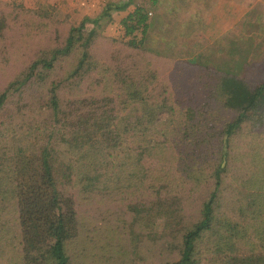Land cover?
<instances>
[{
  "label": "rangeland",
  "instance_id": "obj_1",
  "mask_svg": "<svg viewBox=\"0 0 264 264\" xmlns=\"http://www.w3.org/2000/svg\"><path fill=\"white\" fill-rule=\"evenodd\" d=\"M127 1L129 0H60L53 3L48 0H0L3 8L9 11L20 8L34 9L55 21L54 24L49 23L48 29L41 31L44 38L32 37V44L19 43L25 29L16 27L9 32L8 41L12 45L8 46L12 48H8L10 54L6 59H0V93L7 89L10 82L20 77L18 74L30 63V59L34 58L40 49H45L41 48L42 46L46 49L57 47L52 40L53 35L47 30H51L52 33L58 31L65 39L71 25L78 27L84 23L83 31L90 32L96 26L93 20L102 16L108 4H122ZM143 1L149 10V20L154 24L149 33L150 37L142 46L146 50L131 53L124 51L121 64L134 76L143 75L144 67L157 70L159 75L156 80L149 81L151 85L145 95L170 94L174 106L178 111H182L173 118L179 131L172 139L175 148L172 159L169 156L171 160H161L162 158L159 159L158 153L154 151L150 152L147 160L150 167L159 172L152 177L156 180L162 179L157 177L168 172L173 162V167H178L184 178H180V181L173 180L170 187L167 186V181L155 182L157 189L160 188L159 198L153 189H148L147 179L140 181L143 171L132 175L139 179L138 182L133 180L129 182L131 176L128 175L132 171L121 167L125 165L121 158L115 163L116 169L112 174L105 173L99 178L98 184H101L97 195L84 192L81 186L77 187L79 179L75 173L73 185L72 183L71 186L65 185L64 190L66 195L69 194L76 202L82 220L78 242L82 247H79L80 257L77 264H164L178 260L179 249L171 250L173 235L170 236V233L173 231L177 234L173 240L179 242L182 233L200 219L203 204L213 192L217 195L214 206L216 221L223 225L228 220L239 221L241 227L235 232V238L230 243L226 241L222 252L217 249L219 233L205 232L197 243V254L201 264H223L220 262L222 256L234 254L248 255L254 251L264 254V233L261 224L264 222V204H260V201L262 202L260 198L264 197V123L254 125L252 122L244 121L239 128L234 129L221 153L224 143L222 132L229 122L235 120L236 112L223 105L219 97V82L214 78L212 80L213 74H216L217 76L214 75L216 77L222 74L218 69L222 68L232 70L250 87L264 81V0H245L244 4L240 5L245 16L240 20L237 19L241 14L237 10L238 6L231 3L244 0H229L230 4L221 3V0H191L193 3L190 4H185L188 0H158L155 5L153 0ZM138 2L142 0H133L126 10H111V17L102 18L97 31L100 32L99 39L102 37L105 39L100 40V43L93 42L87 48L90 58L82 70V76L75 78L71 76L81 54L79 49L64 60L60 70L56 69L57 80L62 81L60 91L64 99L71 100L72 96L82 98L117 93L113 91L118 90L120 85L118 81L106 78L96 83L95 79L104 75L106 68H112L113 57L116 59L113 62L115 68L120 63L118 48L108 45L107 41H117L123 36L122 19L135 9ZM221 14L225 16V21L220 20L218 25L214 20ZM173 18H180L182 21L181 26L179 24L178 35L165 36L162 32L159 34V29L164 25L168 28L163 27L161 31L164 29L165 32H173ZM208 18L212 22L202 21ZM210 25H216L218 29L211 26L210 30L208 27ZM221 27L225 34L219 41L213 34L217 30L219 33ZM3 43L0 42V48H3ZM220 45L224 48H213ZM193 56H199V60L191 63ZM48 88L47 81L34 83L29 81L21 89L10 93V106L6 109L10 115L6 117L5 113L0 114V132L12 126L19 135L13 140L9 135L7 139L0 136V154L3 150V153L12 156L14 146L20 144L29 146L27 140L29 138L32 140L37 138L42 143V138H45L46 142L58 148L62 160L70 164L71 159L75 161L76 166L73 168L75 172L79 170L83 172L88 161L92 160L93 152L86 149L71 152L64 143L55 145L62 142V138L57 133L60 127L54 120V112L46 108ZM120 92L126 94L125 90ZM204 104H207L206 108ZM129 106L131 103H123L119 107L129 111ZM189 106L193 107L196 113L194 119L185 115ZM131 116H129L131 119L134 118ZM157 118L170 120L166 111L159 113ZM5 123H8V127ZM31 124H34L35 128L29 132ZM185 124L190 125L189 136L183 134ZM186 140L200 149H196L195 152L196 147L191 149L190 145L189 149L185 150ZM87 151L89 152L86 153ZM200 151L203 152L202 156L199 154ZM83 154L87 155L86 159H82ZM186 158L189 159L190 168L183 172L180 160ZM221 162L224 169L217 180L216 171ZM150 171L151 175L152 170ZM130 186L131 190L138 191L136 198L147 202L145 210H142V204H139L141 214L136 216L137 222L133 225L130 210V205L133 204H129L132 196H129L127 201H120L128 196ZM105 193L107 197L104 196ZM239 204L250 206L244 213ZM11 220L12 215L9 211L0 210V229L6 226V232L0 233V243L7 238L9 245L17 239L15 233L17 227ZM109 227L122 230L123 235L131 239L135 237L129 242V246L138 245L140 240L147 239V245L142 253L146 259L139 261L136 256L140 253L135 251L134 247L129 249V258L122 261L120 256H112L113 252L108 251L109 247H105L104 241L99 243V247H93L95 254L91 257L88 245L91 246L90 242H95L94 232L98 239H103V230ZM225 231L226 229L221 231L223 235L221 241L225 239ZM106 234L108 235L107 232ZM151 234L152 236L148 237ZM156 237L158 239H155ZM150 238L156 240L159 247L163 248L165 252L163 256L153 260L149 258L148 246L150 242L153 243ZM4 253L5 248L0 246V264H14L11 260L5 261L9 258H4Z\"/></svg>",
  "mask_w": 264,
  "mask_h": 264
},
{
  "label": "trees",
  "instance_id": "obj_2",
  "mask_svg": "<svg viewBox=\"0 0 264 264\" xmlns=\"http://www.w3.org/2000/svg\"><path fill=\"white\" fill-rule=\"evenodd\" d=\"M156 2L157 0H153L154 5ZM132 3L133 0L122 4H108L102 16L93 20L97 27L95 26L90 32L83 31L84 23L78 27L71 25L65 39L59 35L58 31L52 33L51 30H47L53 35L52 40L57 47L46 49L42 46L41 48L45 49H40L34 58L30 59V63L18 74L20 77L16 81L10 82L7 89L0 93V114L5 113L8 117L10 113L6 109L10 106L9 95L12 91L21 89L29 81L33 83L35 81L49 82L45 104L47 109L54 112V120L60 127L57 129V133L62 138V142H57L55 145L64 143L68 145V150L71 152L81 149L93 152L92 160L88 161L86 171L75 172L73 170L76 166L75 161L71 159L72 164H70L65 162L66 160H62L58 148L54 144L46 142L45 138H42V143L37 138L35 140L29 138L27 139L30 143L29 146L27 144L14 146L12 156H8V153H3L1 150L0 210L9 211L12 215L11 223L17 227L15 242L7 245L8 240L5 238L0 243V246L5 248L4 258H9L5 261L11 260L14 264H77L80 257L78 255L79 247H82L78 243L82 220L76 202L69 194L66 195L64 190L65 185L71 183L73 185L75 173L79 179L77 187L81 186L84 192L97 195L101 184H98L99 178L105 173L112 174L116 169L115 163L121 158L125 164L121 167L132 171L128 175L131 176L129 182H138L139 179L132 175L143 171L140 181L143 182L147 179L148 189H153L159 198L160 188L157 189L155 182L167 181V186L170 187L173 180L180 181V178H184L180 169L173 167V162L168 172L157 177L162 179L156 180L152 177L159 172L150 167L147 160L150 152L154 151L158 153L159 159L162 158L161 160L172 159L175 153L172 139L179 131L173 118H176V115L181 114L182 111H178V108L174 106L170 94L168 96L161 93L145 95L151 85L149 81L156 80L159 75L157 70L144 67L142 68L143 75L134 76L129 74L121 64L123 53L146 50L142 46L150 37L149 33L154 24L149 20V10L143 0L138 2L135 9L122 19L123 36L117 41L108 42L106 39L108 45L118 48L120 63L115 68L113 62L116 59L113 57L112 68H106L105 72L103 71L104 75L96 78L95 82L100 83L106 78H113L120 84L118 90L113 91L117 93L82 98L72 96L69 100L64 99L60 91L62 81L57 80L56 69L60 70L64 60L79 49L81 54L74 65L71 76L74 78L82 76V70L90 58L87 48L93 42L100 43V40L104 41L105 39L104 37L99 39L100 32L97 31L102 18L111 17V10H126ZM54 22L50 16L38 10L20 8L9 11L4 9L0 3V42H4L3 48H0V59H6L10 54L8 48L12 47L8 45L12 44L8 41L9 32L16 27L25 29L19 43L32 44V37L44 38L41 31L48 29L49 23L54 24ZM193 58L191 63L199 60V56H193ZM95 66L97 67V65ZM218 69L222 71V74L218 77L213 74L212 80L214 78L219 82V97L224 106L236 112L235 120L229 122L222 132L224 143L221 153H223L234 129L239 128L244 121L252 122L254 125L264 123V81L250 87L232 70ZM54 73L55 75H53ZM121 90H125L126 94L120 92ZM123 103H131V106L128 107L129 111L120 109L119 106ZM206 105L204 104L205 108ZM201 108L204 107L201 106ZM164 111L169 113L170 120H158L157 115ZM133 113L135 116H131ZM185 113L187 117L193 119L196 117L193 107L189 106ZM129 116L134 118L131 119ZM8 121L11 122V119ZM5 125L8 127V123ZM29 127V132L35 128L34 124ZM185 128L183 134L189 136L190 125L185 124ZM39 129L37 128V130ZM8 135L12 136L13 140L19 134L11 126L0 132V136L5 139L8 138ZM185 143V150L189 149L190 145L191 149L196 147L194 148L195 152L196 149H200L187 140ZM171 148L172 151H170ZM199 154L202 156L203 152L200 151ZM86 158L87 155L83 154L82 159ZM188 161V158L180 160V163L183 164L181 167L183 172H187L190 168ZM85 162L83 161V163ZM223 165L221 162L216 171L217 180L224 169ZM150 170H152L151 175ZM137 194L138 191L131 190L130 186L128 196L120 199L121 202H124L129 196H132L131 203H129L133 204L130 205L132 225L137 222L136 216L141 214L139 204H142V210L147 208V202L136 198ZM104 196L107 197V194L105 193ZM216 196V192H213L204 202L200 219L182 233L179 242L173 240L177 234L173 231L170 233V236L173 235L170 244L171 250L178 248L180 257L174 262L164 264H201L197 254V243L205 232L219 233L217 249H220L221 252L226 241L230 243L235 238V232L241 227V222L228 220L223 225L216 221V216H214ZM239 205L244 213L250 206V204ZM224 229L227 231V236L225 231V239L221 241V237H223L221 231ZM3 231L6 232V226H2L0 233ZM262 231L264 233V223ZM95 233L93 234L95 242H90L91 246L88 245L91 257L95 254L93 247H99V243L104 241L105 247H109L108 251L113 252L112 256H120L122 261L129 258V249L134 247V250L140 253L136 258L139 261L146 259L142 253L143 248L147 245V239L140 240L138 245L129 246V242L133 241L135 237L131 239L123 235L122 230L112 229V227L105 228L103 239H98ZM150 236L152 234L148 237ZM150 240H153V243L149 241V258L153 260L163 256L165 253L163 248L159 247L156 240L152 238ZM220 262L223 264H264V254L254 251L248 255L222 256Z\"/></svg>",
  "mask_w": 264,
  "mask_h": 264
},
{
  "label": "crops",
  "instance_id": "obj_3",
  "mask_svg": "<svg viewBox=\"0 0 264 264\" xmlns=\"http://www.w3.org/2000/svg\"><path fill=\"white\" fill-rule=\"evenodd\" d=\"M48 1H50V2H59L60 0H48ZM158 1V0H157ZM229 3L230 4V2H229V0H221V3ZM244 2H245V0L242 2H240V1H237V3H235V2H233V3H231L232 5H237L238 7H237V10L238 11H240L241 12V14H239V16H238V18L237 19H243V17L245 16V14H244V9L243 8H241L240 7V5H242V4H244ZM190 4V3H193V2H191V0H188V1H185V4ZM131 6V5H130ZM129 6V7H130ZM128 7V8H129ZM169 20V19H168ZM197 20H200V18H197ZM225 21V16L223 15V14H221V16L220 17H218L216 20H214L215 21V23L217 22H219V21ZM173 21H174V25H173V32H165V30L164 29H167L168 27H167V25H164L163 27H164V29H163V31H161L162 30V28L163 27H161L160 29H159V31H158V33L159 32H162L165 36L166 35H174V36H177L178 35V30H179V28H180V26H181V20H180V18H173ZM201 21V20H200ZM202 21H205L206 23H210V22H212V20L210 19L209 20V18L206 20H202ZM152 22V21H151ZM190 22H191V20H190ZM192 23V22H191ZM179 24H180V26H179ZM218 25H219V23H218ZM215 27V28H217L216 27V25H210V26H208L209 28H210V30L212 29V27ZM206 27V26H205ZM170 29V28H169ZM218 29V28H217ZM225 32V30H223V28L221 27L220 28V30H219V33H218V30L213 34V36L214 37H217V40H219V41H221L222 39H223V35L225 34L224 33ZM160 34V33H159ZM213 48H224V46L223 45H220V46H218V47H213ZM260 199H262V202L260 201V204H264V197L262 198H260ZM264 222H261V224H263Z\"/></svg>",
  "mask_w": 264,
  "mask_h": 264
}]
</instances>
